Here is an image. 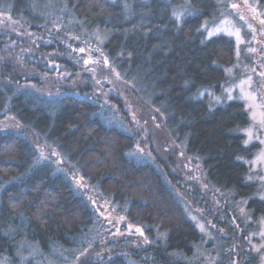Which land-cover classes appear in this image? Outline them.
<instances>
[{
	"label": "trees",
	"instance_id": "1",
	"mask_svg": "<svg viewBox=\"0 0 264 264\" xmlns=\"http://www.w3.org/2000/svg\"><path fill=\"white\" fill-rule=\"evenodd\" d=\"M219 16L218 0H0V264H262L249 114L209 106L235 62L234 40L202 29ZM143 102L205 186L142 160Z\"/></svg>",
	"mask_w": 264,
	"mask_h": 264
},
{
	"label": "rangeland",
	"instance_id": "2",
	"mask_svg": "<svg viewBox=\"0 0 264 264\" xmlns=\"http://www.w3.org/2000/svg\"><path fill=\"white\" fill-rule=\"evenodd\" d=\"M218 3L219 18L213 21L206 20L202 29L207 38L220 35L232 38L235 42V62L226 69L227 79L221 91L214 92L207 88L210 91L209 106L213 108L232 100L244 103L250 119L242 130L245 136L244 142L246 145L257 144L252 157L246 160L249 166L247 180L258 186L256 196L264 199V8L259 9L258 0H240V2L218 0ZM190 13L187 6L180 7L175 12L181 18ZM93 60L88 61L86 66L89 71L99 74L103 66ZM205 92L206 90H201L199 95L203 96ZM144 105L146 106L144 111L139 110L141 117L133 110L130 111L132 128L139 136L136 148L147 154L142 160L153 161L152 153L160 155L165 161L170 157L174 158V171L178 173L180 184L191 181L205 186L206 180L198 164H193L194 161L181 151V146L168 137L170 134L162 114L149 104L144 103ZM159 137L162 138L159 139ZM160 148H164V151ZM77 180L82 181L81 177ZM183 202L187 206L189 216L208 235L209 230L198 212L190 208L187 200ZM236 205L240 207V203L237 202ZM241 206V210L245 212V205ZM245 216L248 220L251 218L248 212ZM251 237L254 240L253 247L260 251L262 264H264V220H259V227L252 231ZM255 238L259 241H255Z\"/></svg>",
	"mask_w": 264,
	"mask_h": 264
}]
</instances>
